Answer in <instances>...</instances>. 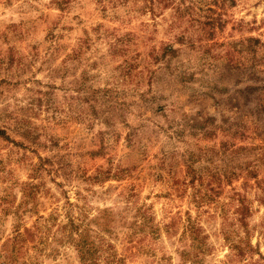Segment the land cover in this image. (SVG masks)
Returning a JSON list of instances; mask_svg holds the SVG:
<instances>
[{
    "label": "rangeland",
    "instance_id": "374dc122",
    "mask_svg": "<svg viewBox=\"0 0 264 264\" xmlns=\"http://www.w3.org/2000/svg\"><path fill=\"white\" fill-rule=\"evenodd\" d=\"M0 129V264H264V0H0Z\"/></svg>",
    "mask_w": 264,
    "mask_h": 264
},
{
    "label": "trees",
    "instance_id": "16d2710c",
    "mask_svg": "<svg viewBox=\"0 0 264 264\" xmlns=\"http://www.w3.org/2000/svg\"><path fill=\"white\" fill-rule=\"evenodd\" d=\"M0 133L5 134V132L1 129H0ZM190 170H193V169L190 168ZM195 180H200L202 183L204 182L202 176H198L197 174L194 173L191 182L195 184L196 182ZM213 180L214 182H220L221 177H217ZM211 191H213V188H211ZM199 194H200L199 198H196V201L200 203H202L203 201H207L209 199H213L212 194H210L209 192H204V193L200 192ZM241 203H242V207H241L242 212H245L246 210H248V207L245 206L246 204L244 203V200H241ZM241 219H245L244 216H242ZM67 227H68V234H67L68 239L70 242L75 243L76 246H78V250L80 251V257H81L82 262L84 264H98L97 249H96L95 243L90 241L89 235L87 236L88 231L84 226H82V223H76L73 220H70V222L66 223V228ZM190 231L192 232V235L194 236V241L195 240L198 241L196 244V247L200 245L202 248L203 240L200 237L199 229L196 228L194 225H192L190 226ZM22 239L26 240L25 238H22ZM196 257L198 258V254L196 255Z\"/></svg>",
    "mask_w": 264,
    "mask_h": 264
}]
</instances>
